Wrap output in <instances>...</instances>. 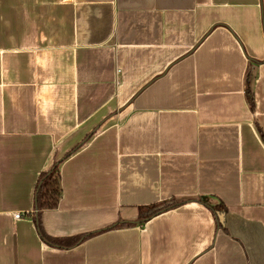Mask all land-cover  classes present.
<instances>
[{"label":"crops","instance_id":"obj_1","mask_svg":"<svg viewBox=\"0 0 264 264\" xmlns=\"http://www.w3.org/2000/svg\"><path fill=\"white\" fill-rule=\"evenodd\" d=\"M260 128L264 0H0V264H264Z\"/></svg>","mask_w":264,"mask_h":264},{"label":"trees","instance_id":"obj_2","mask_svg":"<svg viewBox=\"0 0 264 264\" xmlns=\"http://www.w3.org/2000/svg\"><path fill=\"white\" fill-rule=\"evenodd\" d=\"M249 80L247 79L246 85V94L247 99L250 102L252 108H254L255 101L253 98V92L251 89V85H249ZM259 132L261 134V137L264 141V130L259 129ZM76 149V148H75ZM60 162H54V164L51 166V168L48 171H43L41 175L39 176L37 185H36V199H35V205L37 206V209L39 212H41L44 209H51L57 206L60 198L63 194V188H61V172L59 170ZM202 201H204L206 204L209 203L205 197H200ZM157 204H154L152 206H149L151 209H156ZM175 205V203H166L164 207ZM214 212L216 210L224 208L222 205H215L210 206ZM154 212H157L156 210H153ZM40 214V213H39ZM40 221V220H39ZM40 232L42 238L47 240L48 242L52 243L53 238L49 237L45 231L43 230L41 221H40Z\"/></svg>","mask_w":264,"mask_h":264},{"label":"built area","instance_id":"obj_3","mask_svg":"<svg viewBox=\"0 0 264 264\" xmlns=\"http://www.w3.org/2000/svg\"><path fill=\"white\" fill-rule=\"evenodd\" d=\"M20 216H21V213L20 212H18V213L15 214V218L16 219H19Z\"/></svg>","mask_w":264,"mask_h":264},{"label":"water","instance_id":"obj_4","mask_svg":"<svg viewBox=\"0 0 264 264\" xmlns=\"http://www.w3.org/2000/svg\"><path fill=\"white\" fill-rule=\"evenodd\" d=\"M220 219H221V221L224 219V217H223V214H222V213H220Z\"/></svg>","mask_w":264,"mask_h":264}]
</instances>
